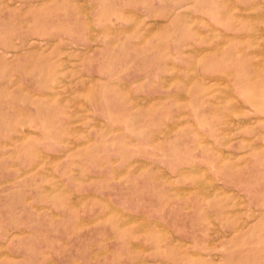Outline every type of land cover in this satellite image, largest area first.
<instances>
[{
	"label": "crops",
	"instance_id": "1",
	"mask_svg": "<svg viewBox=\"0 0 264 264\" xmlns=\"http://www.w3.org/2000/svg\"><path fill=\"white\" fill-rule=\"evenodd\" d=\"M172 13L155 3L139 10L144 20L163 14L169 21L139 28L143 36L129 42L128 57L109 53L112 37H98L111 28L110 20L92 25L88 41L98 55L50 62L68 64L77 78H47L35 99L32 84H24L32 99L23 107L16 108L13 99L0 104L6 110L0 128L23 129L31 137L19 151L11 130L0 139L9 149L0 157L13 160L7 165L12 175L27 177L28 193L19 218L14 197L0 219L20 224L2 227L7 238H0V264H194V257L208 256L197 247L210 245L207 236L194 235L195 210L201 223L217 226L218 237L234 241L229 254L243 262L238 264H246V255L248 264H264V214L257 217L263 202L257 179L264 175V89L242 87L244 76L235 70L230 83L231 78L187 65L174 71L179 46ZM134 26L121 28L122 45ZM161 33L168 42L150 46L149 38ZM189 46L192 56L203 51ZM248 75L252 84L264 77V68ZM59 84L66 87L60 90ZM160 177L172 186L151 187ZM210 180L223 197L215 199ZM130 183L137 185L135 194ZM146 188L174 196L154 200L146 197ZM48 209L51 217L44 213ZM245 224L248 231L242 232ZM239 238L250 246L237 247ZM218 242L217 264H224V245Z\"/></svg>",
	"mask_w": 264,
	"mask_h": 264
},
{
	"label": "rangeland",
	"instance_id": "2",
	"mask_svg": "<svg viewBox=\"0 0 264 264\" xmlns=\"http://www.w3.org/2000/svg\"><path fill=\"white\" fill-rule=\"evenodd\" d=\"M154 3L157 6L173 8L171 19L172 24L177 26L175 40L179 46L178 56L172 58L177 63L173 67L174 71H184L182 67L187 65L190 66L189 68L192 67V71L209 75L219 74L228 79L232 77V71L235 70L241 73L242 77L244 76L245 84L242 83V87L250 88V85H253V87L260 86L261 91L264 89V77L252 80V84L249 79H245L251 71L256 72L261 67L264 68V0H0V104H8L5 101L13 99L16 108L19 104L23 107L26 98L32 99L24 84H32V97L35 99V90L47 78L58 77L63 81H73L77 78L68 64L50 62H55L56 57L59 59L98 55L96 50L93 52V48L90 47L88 38L91 32L88 28L91 30L92 25L103 26L106 19L110 20L111 28L98 33V37L101 39L112 37L115 40L114 46L109 50L112 55L120 56L123 52L125 56H130L132 54H130V49L133 48L129 42H136L143 36L141 31L138 36L139 28L152 22L165 24L169 21V16L163 14L148 17L146 21L138 15L139 10L151 9ZM90 12L95 13L94 20L89 17ZM128 25H135V31L133 29L129 33L125 31L124 45H122L121 28ZM93 35L97 33L93 32ZM168 39L164 33H161L160 37L152 36L149 38L150 46L156 44L155 40L166 44ZM190 43L202 48L203 51L192 56ZM82 44L89 47H81ZM228 82H232V78L228 79ZM59 85L60 90L66 87L65 84ZM81 98L88 100L85 97ZM5 112L6 110L0 107V116L3 117ZM20 120L22 119L18 118L17 122ZM2 122L3 120L0 121ZM10 130L8 127L0 128V139L5 137L4 132L8 133ZM10 133L14 140V150L19 151L31 139L30 136L26 137V131L23 129ZM5 145L0 144L1 155L3 152H9L6 148L7 144ZM12 163L13 160L9 157L5 160L0 157V219L9 214V205L14 197L13 203L16 206L17 218H19L21 207L24 208L26 204L25 196L28 193L25 192L23 185L27 177L12 175L13 170L7 167ZM146 181V185L149 186L151 181L149 179ZM165 183H168L167 187L172 186V181H167L165 177H160L158 183L151 182L150 184L152 187V185H164ZM20 184L22 187L18 186ZM216 184L215 180L207 182L208 187L213 190L211 193H214L215 199L219 196L223 197L221 192L216 191ZM136 187L135 183H130L131 193L135 194ZM257 188L261 189L257 192V198L263 201L260 202L261 205L257 212L259 220V216L264 214V175H258ZM145 194L146 197L154 200L164 197V194H167L169 198L174 196L171 191L168 193L159 190L153 192L147 188ZM231 196V194H225V197L231 198ZM47 211L49 213H46ZM47 211L44 212L45 215L51 217V210ZM199 212V210L194 212L193 232L197 236H207L210 245L197 247L204 253H208V256L194 257V264H217L216 251L219 239L222 241L218 243L224 245V264L241 263L238 257L229 254L233 251L234 241L229 236L218 237L217 226L201 223ZM9 225L19 226L20 224L18 222L15 224L0 223L1 239L7 238V232L5 234L2 227ZM244 226L242 232L248 231V224ZM20 240L24 241V237ZM237 242H239L237 247L240 246L241 249L250 246L248 239L239 238ZM2 248L3 246H0V253H3ZM244 262L248 264V255L245 256Z\"/></svg>",
	"mask_w": 264,
	"mask_h": 264
}]
</instances>
